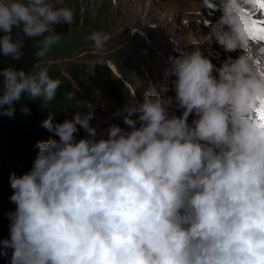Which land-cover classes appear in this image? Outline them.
I'll return each mask as SVG.
<instances>
[{"label": "clouds", "instance_id": "1", "mask_svg": "<svg viewBox=\"0 0 264 264\" xmlns=\"http://www.w3.org/2000/svg\"><path fill=\"white\" fill-rule=\"evenodd\" d=\"M58 4L0 0V55L21 60L14 29L40 38L34 71L0 70V115L13 116L25 95L54 99L55 29L74 23ZM202 4L220 15L203 41L170 57L174 96H133L126 127L97 131L91 111L42 121L52 137L36 142L29 171L9 175L16 207L0 254L11 249L10 264H264V39L254 27H264V0ZM88 39L98 54L111 37ZM213 43L240 55L217 68L204 55Z\"/></svg>", "mask_w": 264, "mask_h": 264}, {"label": "rangeland", "instance_id": "2", "mask_svg": "<svg viewBox=\"0 0 264 264\" xmlns=\"http://www.w3.org/2000/svg\"><path fill=\"white\" fill-rule=\"evenodd\" d=\"M58 6L74 12V23L58 33L60 41L48 57L50 77L61 81L54 98L62 101L45 103L42 98L25 95L23 97L41 115L33 119L29 112L20 113L25 119V131L33 134H20L17 130L12 134L1 129L0 195L6 199V204L0 213V222L8 226L7 214L16 207L9 200L12 194L9 175L29 171L38 151L34 147L36 142L52 137V133L42 127V121L51 115L53 122H62L77 113L87 115L91 111L94 118L90 125L97 131L112 123L126 127L125 113L116 100L123 99L128 107L134 102L133 96L139 101L145 92L174 96L173 77L166 74L170 57L177 55L179 48L190 47L193 39L203 41L212 22L220 15L219 11L203 7L202 0H118L116 6L111 0H59ZM96 31L108 33L111 39L101 53L93 54V44L88 37ZM204 55L218 68L229 56L235 59L240 52L225 53L213 43ZM18 102L13 104L14 113L25 108L21 105L22 108L17 109ZM172 110L176 115L181 114L174 107ZM118 112L121 114L117 115ZM2 119L0 117V125ZM192 119L190 115L189 122ZM86 135L81 128L77 137ZM4 140L9 141L6 144L10 143V150L1 153L2 148H6ZM26 155L28 159L22 163ZM11 251L8 249L7 255L0 254V264H10Z\"/></svg>", "mask_w": 264, "mask_h": 264}, {"label": "trees", "instance_id": "3", "mask_svg": "<svg viewBox=\"0 0 264 264\" xmlns=\"http://www.w3.org/2000/svg\"><path fill=\"white\" fill-rule=\"evenodd\" d=\"M67 27H68V25H66V24L60 25V26L56 27L55 31H56V33H60L61 31H66ZM13 37H14V39H23L24 40V48L22 50L23 56H22L20 61H15V60L11 59L10 57H4V56L0 55V70L6 69L8 67H13L17 70L23 69L26 72L31 73L34 65L37 62V58L35 56V52L37 50L36 49V43H37V40L40 38L25 37V36H23V33L20 32L19 29H14ZM78 83L81 84V82H78ZM56 96H59V95H56ZM53 100L62 101L60 98H56V99L54 98ZM18 103H19L18 107H16L17 109L20 110V107L22 108L21 105H24L26 108H28L30 110L29 114L33 119L41 118V115L34 108H32L30 103L27 101V98L23 97L21 99V101H19ZM66 103L69 104L70 102L66 101ZM116 103L118 105H120L122 107V109H124L126 107L125 104H123V99L116 100ZM5 108H7V106H5ZM21 112H23V111H21V110H20V112L16 111V113H14V115L11 117H9L7 115H0V117L3 118L2 119V125H0L2 127V128H0V135H1V132H3V131H1V129L2 130L3 129L9 130L10 132H12V134H14V132H16V130L19 131L20 134L22 132L25 134H31V135L33 134L30 132L27 133L25 131V119H24V117L21 116V114H20ZM26 129H28V128H26ZM0 141L2 142L1 136H0ZM4 141H5L6 148L5 147L2 148L3 150H1V153L4 151L10 150V143L6 144L9 141L8 140H4ZM27 159H28V156L26 155L23 158L22 163H26ZM5 204H6V199H4V197L0 195V213L5 208ZM7 238H9V226H8V224H2L0 222V240L7 239Z\"/></svg>", "mask_w": 264, "mask_h": 264}, {"label": "snow or ice", "instance_id": "4", "mask_svg": "<svg viewBox=\"0 0 264 264\" xmlns=\"http://www.w3.org/2000/svg\"><path fill=\"white\" fill-rule=\"evenodd\" d=\"M260 24H264V21H261ZM255 34H260L259 38L264 39V27L255 26Z\"/></svg>", "mask_w": 264, "mask_h": 264}]
</instances>
